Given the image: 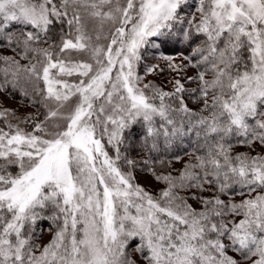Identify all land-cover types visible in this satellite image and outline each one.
<instances>
[{
  "label": "snow or ice",
  "instance_id": "obj_1",
  "mask_svg": "<svg viewBox=\"0 0 264 264\" xmlns=\"http://www.w3.org/2000/svg\"><path fill=\"white\" fill-rule=\"evenodd\" d=\"M185 6L187 0H0V41L28 61L0 56V90L32 82L46 109L30 132L8 122L19 119L11 110H0L8 128H0V264H136L127 252L136 237L147 264H239L229 247L264 264V155H233L228 143L236 136L264 145V0H198L191 18L181 15ZM194 34L204 39L183 57L187 64L161 58L173 70L196 68L187 77L196 88L181 79L171 92L142 83L136 66L142 50L155 47L153 38L191 42ZM145 67L151 73L159 65ZM185 93L200 111L187 106ZM141 122L143 145L151 139L153 150L160 135L168 145L191 133L204 141L178 175L153 172L166 185L156 196L119 164L135 166L125 152ZM236 186L248 198H221ZM192 189L199 210L180 194ZM44 218L57 230L41 247L32 226Z\"/></svg>",
  "mask_w": 264,
  "mask_h": 264
},
{
  "label": "rangeland",
  "instance_id": "obj_2",
  "mask_svg": "<svg viewBox=\"0 0 264 264\" xmlns=\"http://www.w3.org/2000/svg\"><path fill=\"white\" fill-rule=\"evenodd\" d=\"M197 5H198V0H187V6L181 9V15L191 18L192 15L196 13ZM67 31L68 29H66L65 32ZM58 41L59 39L57 40V42ZM153 42L155 44V47L151 46L150 44L146 49L142 50V59L136 66L137 74L143 78L142 83L146 84L151 82L152 84H155L159 88L163 89V91L169 92L173 89V84L176 79H181V83L184 84L185 81L187 80V77L191 76L192 72L193 74L196 73V71L193 70V68L190 66L184 69L183 71L170 69L168 67L167 62L161 58L162 56H171L174 58L173 63L187 64L188 61L184 60L183 57L189 56L190 53L189 55H185L182 51L185 48V46L179 47L180 45L185 44L182 38L178 39L176 36H167V37L153 38ZM42 45L45 46V44ZM73 55H75V53ZM152 65H159V68L151 73H148L146 71L145 66H152ZM68 79L74 80L75 78L72 77ZM0 108L1 110L3 109L13 110L15 113V117L19 118L17 120L9 116L8 122L12 124L19 123L20 127L24 128L25 131L30 132L33 130L36 122L32 124V120L25 121V117H29V116L34 117V115L38 114L37 108H34L32 104L28 102H21L19 100L18 101L13 100L10 98V96H8L5 92H3V90H0ZM45 114H46V109H45ZM25 123H28V125H25ZM0 128H3L5 131L8 130L5 120H3V124H0ZM133 128L136 129L135 126ZM235 138H234V144L231 145L233 154L236 155V153H246L250 156H256L257 154L264 155V145L260 144L258 141H254L251 145H248L246 143L240 142L241 139H243L242 137L235 136ZM104 140L102 141V143L105 145V150L109 153L111 157L114 158L115 155L107 150V146H110L111 149H113L114 153H115V149L111 145H108L106 137L104 138ZM181 141H179L178 144H180ZM164 150L166 151L165 148ZM189 158L190 156L186 154L181 157L174 158L173 160L170 161V164L171 166L175 164L174 165L175 168L176 169L178 168V172H180L183 169L184 164L190 160ZM13 171H15V169H13ZM125 172H131L132 176L134 177L133 183L143 187L147 192H149L153 196L158 195L162 190L161 188H163L161 187V185L158 184L160 183V181L156 180L155 176L153 175V171H151V169L147 170L146 168L144 169L140 168V169H133L131 171L127 170ZM173 175L174 176L178 175V173ZM195 191H196L195 189H192L187 191H181L180 193H182V195L188 199L189 204H191L194 208L199 210L202 207V205L199 204L196 200L191 198L193 192ZM199 194L203 196L210 195L209 192H204ZM255 194H256L255 192L251 193V195L253 196ZM248 196L249 193L247 189H245L244 191L238 193H233V194L228 193L227 195L221 196V198L226 201L231 199L233 202L238 203L241 200L248 198ZM44 217H48V215ZM227 219L229 220L234 219L235 221L238 222L240 219H242V217L229 216L227 217ZM38 225L41 226V229H38L36 231L35 235L33 236V240L36 244L43 247L52 240L53 235L55 234V231L57 229L56 226L53 224V222L47 218L38 220ZM130 242L133 243V246L130 247L131 257L137 259L139 264H147V261L144 259L143 255L140 252L135 251L137 245L140 244V238L136 237L134 238V240ZM224 242L225 244L229 243L227 239H225ZM226 253L227 255L232 256L233 259L237 260L239 264H251V260H247V261L244 260L238 252L233 251L230 247L226 249Z\"/></svg>",
  "mask_w": 264,
  "mask_h": 264
},
{
  "label": "trees",
  "instance_id": "obj_3",
  "mask_svg": "<svg viewBox=\"0 0 264 264\" xmlns=\"http://www.w3.org/2000/svg\"><path fill=\"white\" fill-rule=\"evenodd\" d=\"M183 26L188 27L187 24H184ZM20 27L21 26H19V25H15L13 30L18 31L20 29ZM66 29H67V27L65 26L64 30L66 31ZM59 31H60V25H56L55 31L52 34L53 38L56 41L59 39V35H58ZM180 38H182V37H180ZM180 38H178V39H180ZM203 39H204L203 36H198V35L194 34L191 42H185L184 45H180V46L178 45V46L179 47L185 46V48L182 51L185 55H189V53L191 54L192 49L194 47H196L197 45H199ZM51 42L52 41H49V43H51ZM41 46H44V45L41 44ZM45 46H47V45H45ZM14 47H15V45L9 46L6 42L0 41V51H1L0 56H15L16 59L20 60L21 64H27L28 63L27 60L20 59V57L18 55H16V52L13 51ZM197 59H198V57H197ZM3 66L4 65L2 64V62H0V67H3ZM193 70H195L197 73L196 68H193ZM196 73L193 74V72H192L191 76H194ZM2 77H3V74L0 73V79H2ZM184 84H185L186 88L192 89V88H196L198 86V81L193 80L192 82H188L186 80ZM40 87H43L42 82H40ZM22 89H23V91H22ZM171 91H173V89ZM171 91H169V92H171ZM3 92H5L8 96H10V98L13 100H16V101L19 100L21 102H28V103L32 104L34 106V108H37L38 114L34 115L35 119L32 120V124L43 119L44 114H45V108L40 103L41 98L35 91L34 83L25 82L22 80L18 87L13 88L11 85H8L5 89H3ZM24 92H27V95H25ZM184 102L193 111L198 112V111H200V109L202 107V105L200 103L196 102L195 98L188 93L184 94ZM0 110H1V108H0ZM11 112L14 113L13 110H11ZM3 120H4L3 118H0V124H3ZM160 123L161 122H160L159 118H157L155 126L158 128ZM25 125H28V123H25ZM135 127H136V129H134V128L132 129V135L134 137L133 146L131 147L130 150L125 152V155H127L128 159L136 161V164H135V166H128L124 160H121L119 162V164H120L123 171H127V170L131 171L133 169H140V168L144 169V168H146L147 170L151 169V171L155 172L157 175L168 174V173H171L172 175L177 174V173L179 174L178 168L177 169L175 168V166H174L175 164L173 166H171L170 161L173 160L174 158L181 157V156L186 155V154H188L190 156V158L192 157V155L194 153L200 154V152L198 150L200 149V146L203 145V143H204L202 138H200L199 142H197V137H196L195 133H191L188 136H185L182 139H177L172 144L168 145L165 143V139H164L163 135H160L158 138H156L157 148L155 150H153L151 147V145H152L151 139H149L147 147H145L143 145L141 138L145 135V129L142 126V122L136 124ZM234 138H235V136L230 137L228 140V143L233 145L234 144ZM179 141H181L180 144H178ZM104 143H105V140H104ZM164 148L166 149V151L164 150ZM107 150L110 151L112 154L116 155V152L114 153L113 149H111L110 146H107ZM122 152H124L123 148H122ZM236 154H238V153H236ZM233 155H235V154H233ZM158 184L161 185V187H163V188L166 187V185L162 181H160V183H158ZM163 188H161V189H163ZM244 190L245 189L242 190L239 186H236L235 190L230 191L229 193L233 194V193H238V192H241ZM180 194L182 195V193H180ZM42 215L43 216H47V215L50 216L51 211L45 210L42 213ZM32 227H33L35 233L38 229H41V226L38 225V220L35 223V225H33ZM131 246H133V243L129 242V245L127 247V252L129 254L130 258L132 260H134L136 262V264H139L137 259L132 258L130 255V253H131L130 247Z\"/></svg>",
  "mask_w": 264,
  "mask_h": 264
}]
</instances>
